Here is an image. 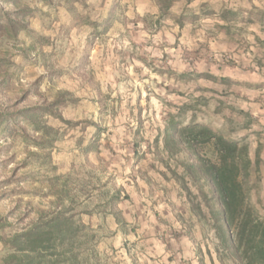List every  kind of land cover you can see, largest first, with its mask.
I'll list each match as a JSON object with an SVG mask.
<instances>
[{"label": "rangeland", "instance_id": "374dc122", "mask_svg": "<svg viewBox=\"0 0 264 264\" xmlns=\"http://www.w3.org/2000/svg\"><path fill=\"white\" fill-rule=\"evenodd\" d=\"M19 9L28 29L0 31V264L15 250L7 239L52 213L66 189L94 235L86 264H235L173 175L187 153L171 156L164 136L187 104V121L247 144L264 219V0H179L172 15L154 0H0V24ZM224 9L239 13L232 24ZM65 90L77 102L55 109L71 123L46 116L58 135L42 149L17 113Z\"/></svg>", "mask_w": 264, "mask_h": 264}, {"label": "trees", "instance_id": "16d2710c", "mask_svg": "<svg viewBox=\"0 0 264 264\" xmlns=\"http://www.w3.org/2000/svg\"><path fill=\"white\" fill-rule=\"evenodd\" d=\"M66 1L85 3V0ZM178 1L154 0L160 13L165 15L173 14L171 10ZM26 10L19 9L15 17L11 16L12 12H6V23L0 24L2 34L16 38L20 31L27 30V21L20 17ZM238 15L235 10L224 9L220 18L232 24ZM173 18L180 27L184 26V15ZM219 27L225 28V25ZM188 75L191 73H183L182 77ZM206 77L216 78L210 74ZM77 100L70 91H60L53 101L23 108L17 114L30 120L33 130L40 134L33 137V142L47 149L58 135V129L44 118L53 116L71 123L55 107L61 102L75 103ZM188 106L184 104L176 113H170L165 128V150L171 156L183 152L188 155L183 165L184 174L172 171L173 175L188 190L196 214L211 222L219 250L228 254L235 264H264V219L251 198L250 177L254 162L249 146L227 136L209 122L198 121L193 116L187 121L185 113ZM208 146L213 148L215 158L205 153ZM255 164L258 170L259 158ZM186 177L193 184H200L197 185L198 194L189 190ZM73 202L74 197L70 196L68 189L63 194L56 193V206L49 218L41 216L31 228L7 239L15 250L4 258L3 264H86L81 257V248L94 235L90 236L88 226L78 219L79 213L75 211ZM112 213L118 224L125 223L120 210Z\"/></svg>", "mask_w": 264, "mask_h": 264}, {"label": "clouds", "instance_id": "9594fccd", "mask_svg": "<svg viewBox=\"0 0 264 264\" xmlns=\"http://www.w3.org/2000/svg\"><path fill=\"white\" fill-rule=\"evenodd\" d=\"M0 178H2V177H0Z\"/></svg>", "mask_w": 264, "mask_h": 264}]
</instances>
